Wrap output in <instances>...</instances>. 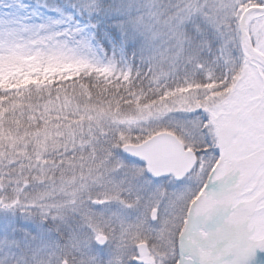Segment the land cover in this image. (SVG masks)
<instances>
[{
    "label": "snow or ice",
    "instance_id": "obj_1",
    "mask_svg": "<svg viewBox=\"0 0 264 264\" xmlns=\"http://www.w3.org/2000/svg\"><path fill=\"white\" fill-rule=\"evenodd\" d=\"M0 264H264V0H0Z\"/></svg>",
    "mask_w": 264,
    "mask_h": 264
}]
</instances>
